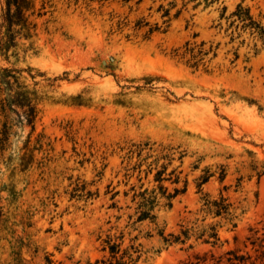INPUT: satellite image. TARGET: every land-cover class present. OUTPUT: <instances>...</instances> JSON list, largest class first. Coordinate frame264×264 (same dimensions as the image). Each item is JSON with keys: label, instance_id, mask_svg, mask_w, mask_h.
Returning a JSON list of instances; mask_svg holds the SVG:
<instances>
[{"label": "rangeland", "instance_id": "rangeland-1", "mask_svg": "<svg viewBox=\"0 0 264 264\" xmlns=\"http://www.w3.org/2000/svg\"><path fill=\"white\" fill-rule=\"evenodd\" d=\"M239 5L264 29V0H31L21 66L45 76L0 142V264H94L121 233L138 264H264V35ZM217 222L215 244L158 235Z\"/></svg>", "mask_w": 264, "mask_h": 264}, {"label": "trees", "instance_id": "trees-1", "mask_svg": "<svg viewBox=\"0 0 264 264\" xmlns=\"http://www.w3.org/2000/svg\"><path fill=\"white\" fill-rule=\"evenodd\" d=\"M210 3H217L219 0H207ZM31 6V0H0V118L5 120L10 114H14L20 124H33L37 116V103L34 96L35 92L31 91L23 80L25 73L29 72L30 77L35 84L39 81L37 77H44L45 73L39 70L34 71L31 66L22 67L21 63L26 61L27 56L36 54V49L31 41V26L27 14ZM239 19L245 21V25L256 29L259 35H264V29L256 23L249 10L238 6L234 12ZM32 72V73H30ZM8 127V121L3 122L0 142L4 143V135ZM6 140V139H5ZM207 181V177L203 182ZM172 196H168V200ZM143 205L149 206L150 209H140L136 222L146 219H154L151 210L156 203V197H143ZM171 206V204H169ZM201 212L204 216L211 215L214 218L233 217V206L227 197L220 195L213 198L204 195L202 198ZM195 232L197 238L206 237V242L215 244L219 240V222L207 224L201 229L195 230L193 227H183L181 233L165 234L164 229L158 230V235L167 245L174 243H186ZM152 237L153 234H147ZM138 236L130 239L131 243L124 246V234H107L102 240L101 251L104 253L94 264H138L141 259V244H136ZM192 247V245H190ZM232 253V251L230 252ZM244 257L234 255L230 260ZM92 264V263H89Z\"/></svg>", "mask_w": 264, "mask_h": 264}]
</instances>
